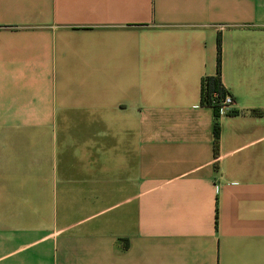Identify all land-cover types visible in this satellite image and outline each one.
I'll return each instance as SVG.
<instances>
[{"label":"crops","instance_id":"obj_1","mask_svg":"<svg viewBox=\"0 0 264 264\" xmlns=\"http://www.w3.org/2000/svg\"><path fill=\"white\" fill-rule=\"evenodd\" d=\"M0 264H264V0H0Z\"/></svg>","mask_w":264,"mask_h":264},{"label":"trees","instance_id":"obj_2","mask_svg":"<svg viewBox=\"0 0 264 264\" xmlns=\"http://www.w3.org/2000/svg\"><path fill=\"white\" fill-rule=\"evenodd\" d=\"M219 57H218V72L216 76L208 77L203 81L202 86V100L203 104L209 107H213L216 117L221 116L222 101L229 93L222 84L221 79V42H218ZM255 115H262L263 112L260 110H253ZM237 114V113H234ZM215 147L216 150L219 149L220 140V127L216 125L215 127Z\"/></svg>","mask_w":264,"mask_h":264},{"label":"built area","instance_id":"obj_3","mask_svg":"<svg viewBox=\"0 0 264 264\" xmlns=\"http://www.w3.org/2000/svg\"><path fill=\"white\" fill-rule=\"evenodd\" d=\"M234 104V99H233V97L228 93L227 95H226V97L223 99V101H222V107H221V113H222V111H224V110H226V109H228V108H230L232 105Z\"/></svg>","mask_w":264,"mask_h":264},{"label":"rangeland","instance_id":"obj_4","mask_svg":"<svg viewBox=\"0 0 264 264\" xmlns=\"http://www.w3.org/2000/svg\"><path fill=\"white\" fill-rule=\"evenodd\" d=\"M109 175L107 174V176L106 177H108ZM111 177H109V178H106V180H108V179H110ZM107 185H109V182L107 181Z\"/></svg>","mask_w":264,"mask_h":264}]
</instances>
